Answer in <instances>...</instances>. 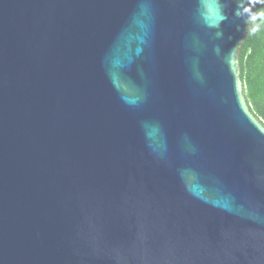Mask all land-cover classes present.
Returning <instances> with one entry per match:
<instances>
[{
	"label": "water",
	"instance_id": "1",
	"mask_svg": "<svg viewBox=\"0 0 264 264\" xmlns=\"http://www.w3.org/2000/svg\"><path fill=\"white\" fill-rule=\"evenodd\" d=\"M260 0H0V264H264Z\"/></svg>",
	"mask_w": 264,
	"mask_h": 264
},
{
	"label": "trees",
	"instance_id": "2",
	"mask_svg": "<svg viewBox=\"0 0 264 264\" xmlns=\"http://www.w3.org/2000/svg\"><path fill=\"white\" fill-rule=\"evenodd\" d=\"M244 96L250 111L264 125V0L243 43L240 55Z\"/></svg>",
	"mask_w": 264,
	"mask_h": 264
}]
</instances>
